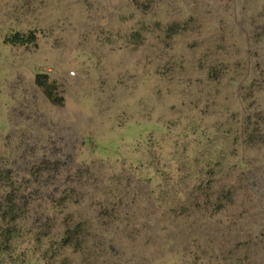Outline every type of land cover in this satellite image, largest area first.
<instances>
[{
    "label": "rangeland",
    "instance_id": "obj_1",
    "mask_svg": "<svg viewBox=\"0 0 264 264\" xmlns=\"http://www.w3.org/2000/svg\"><path fill=\"white\" fill-rule=\"evenodd\" d=\"M10 182L0 264H264V0H0Z\"/></svg>",
    "mask_w": 264,
    "mask_h": 264
},
{
    "label": "trees",
    "instance_id": "obj_2",
    "mask_svg": "<svg viewBox=\"0 0 264 264\" xmlns=\"http://www.w3.org/2000/svg\"><path fill=\"white\" fill-rule=\"evenodd\" d=\"M35 35L32 32L27 34L14 33L5 38V42L13 46H27L35 42ZM36 86L41 88L45 97L54 105L62 106L63 97L55 93V85L48 81L47 76L44 74H36L34 78ZM10 188L13 184H8ZM13 192L9 193L7 200L0 201V217L8 222V227L0 233L1 246L4 247L10 239H12L16 233V230L10 224L14 222L22 215V209L19 208L16 202V197L13 195L15 188H12ZM11 226V227H10ZM79 234L78 227L67 228L63 237V245H74L78 247L79 242L77 236ZM5 248V247H4Z\"/></svg>",
    "mask_w": 264,
    "mask_h": 264
}]
</instances>
